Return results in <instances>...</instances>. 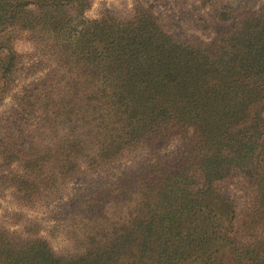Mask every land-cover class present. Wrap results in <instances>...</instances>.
<instances>
[{"label": "trees", "instance_id": "obj_1", "mask_svg": "<svg viewBox=\"0 0 264 264\" xmlns=\"http://www.w3.org/2000/svg\"><path fill=\"white\" fill-rule=\"evenodd\" d=\"M173 1L212 41L170 34L142 0L95 18L94 0H0V101L30 139L0 141L20 167L1 184L25 205L117 170L125 188L61 251L37 221L0 224V264H264V7ZM174 135V155L136 162Z\"/></svg>", "mask_w": 264, "mask_h": 264}, {"label": "rangeland", "instance_id": "obj_2", "mask_svg": "<svg viewBox=\"0 0 264 264\" xmlns=\"http://www.w3.org/2000/svg\"><path fill=\"white\" fill-rule=\"evenodd\" d=\"M217 8H229L235 15L245 11H254L264 7V0H212ZM132 0H94L92 8L87 13L95 18L103 9H115L121 15L129 14ZM146 6L151 7L160 18L163 27L178 38L191 40L203 39L209 41L213 31H199V18L201 14L190 11V7L177 5L173 0H142ZM205 15V14H203ZM225 28L226 26H218ZM212 41V39L210 40ZM24 70L18 74L20 82L36 81L41 74L28 76ZM25 114L22 109L10 97L0 101V141L17 142L20 148L27 147L30 141L23 130ZM182 138L171 136L164 140L152 155L143 154L136 157L140 164L150 163L160 156L174 155V151L180 148ZM147 153V152H146ZM173 157V156H172ZM139 168V166H137ZM20 170L19 165L6 168L0 161V179L7 171L14 173ZM122 170L111 174L95 176L89 179L78 178L67 182L59 194L53 193L48 199H40L34 205L20 203L14 196L12 189L4 187L0 182V224L9 227L10 230H21L25 222L37 221L42 224L43 234L47 236L57 250L68 248L73 242L69 239L73 236V229L80 233L81 225L84 226L90 211H98L102 207H111V198L120 196L124 184L120 177ZM223 194L231 199L240 209L246 201L244 193L227 185L220 186ZM74 227H72V225ZM80 225V226H79ZM78 226V227H77Z\"/></svg>", "mask_w": 264, "mask_h": 264}]
</instances>
